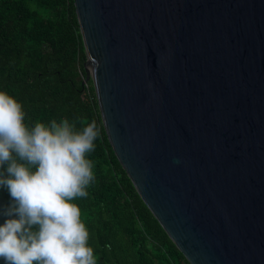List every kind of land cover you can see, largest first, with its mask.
I'll return each instance as SVG.
<instances>
[{"label": "water", "instance_id": "95a60500", "mask_svg": "<svg viewBox=\"0 0 264 264\" xmlns=\"http://www.w3.org/2000/svg\"><path fill=\"white\" fill-rule=\"evenodd\" d=\"M73 3L83 83L169 239L189 264H264V0Z\"/></svg>", "mask_w": 264, "mask_h": 264}, {"label": "trees", "instance_id": "16d2710c", "mask_svg": "<svg viewBox=\"0 0 264 264\" xmlns=\"http://www.w3.org/2000/svg\"><path fill=\"white\" fill-rule=\"evenodd\" d=\"M85 61L73 0H0V91L22 105L25 125L67 119L78 132L92 121L100 129L85 155L95 178L88 196L69 201L80 209L96 264H189L116 159L92 81L83 83ZM11 203L0 187V211ZM6 219L0 215V225Z\"/></svg>", "mask_w": 264, "mask_h": 264}, {"label": "clouds", "instance_id": "9594fccd", "mask_svg": "<svg viewBox=\"0 0 264 264\" xmlns=\"http://www.w3.org/2000/svg\"><path fill=\"white\" fill-rule=\"evenodd\" d=\"M24 120L22 105L0 91V187L12 198L0 211L7 217L0 225V259L96 264L80 209L69 201L88 196L85 189L95 178L85 155L95 150L100 129L92 121L78 132L75 122L63 119L30 130Z\"/></svg>", "mask_w": 264, "mask_h": 264}, {"label": "rangeland", "instance_id": "374dc122", "mask_svg": "<svg viewBox=\"0 0 264 264\" xmlns=\"http://www.w3.org/2000/svg\"><path fill=\"white\" fill-rule=\"evenodd\" d=\"M89 69V68H88Z\"/></svg>", "mask_w": 264, "mask_h": 264}]
</instances>
